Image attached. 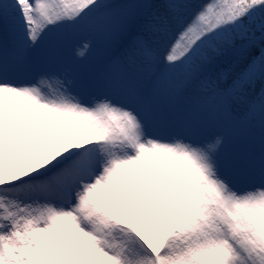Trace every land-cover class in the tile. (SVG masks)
I'll use <instances>...</instances> for the list:
<instances>
[{
	"label": "snow or ice",
	"instance_id": "snow-or-ice-1",
	"mask_svg": "<svg viewBox=\"0 0 264 264\" xmlns=\"http://www.w3.org/2000/svg\"><path fill=\"white\" fill-rule=\"evenodd\" d=\"M0 264H264V0H0Z\"/></svg>",
	"mask_w": 264,
	"mask_h": 264
}]
</instances>
